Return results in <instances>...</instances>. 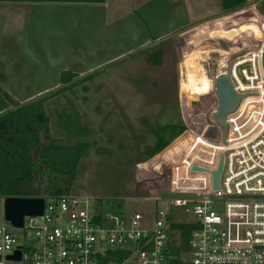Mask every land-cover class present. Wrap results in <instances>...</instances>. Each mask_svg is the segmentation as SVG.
<instances>
[{
    "label": "rangeland",
    "instance_id": "374dc122",
    "mask_svg": "<svg viewBox=\"0 0 264 264\" xmlns=\"http://www.w3.org/2000/svg\"><path fill=\"white\" fill-rule=\"evenodd\" d=\"M77 7L38 4L32 13L0 7L1 106L58 90L45 103L51 136L66 145L86 143L69 193L125 218L138 211L145 225L153 222L158 209L169 212L174 221L193 220L192 213L171 205L168 196L137 197L143 193L134 194L140 174L136 163L158 141L162 126L171 127L161 133L166 140L162 146L181 131L170 137L171 129L181 123L197 131L206 127L209 138L222 137L224 125L210 118L216 95L209 61L216 45L210 43L209 33L225 27L246 30L256 19L264 20V0H247L226 12L221 0H147L112 23L109 42L102 24L94 20V9ZM156 35L159 42L152 43ZM179 37L188 45L203 39L180 65ZM145 38L150 39L142 44ZM156 46L163 47L165 62L147 66L143 58L148 55L147 61L153 62L158 57H153ZM169 62L170 79L165 66ZM64 106L77 116L73 137L58 118L57 111ZM30 178L32 191L45 194V200L68 183L65 175L41 166ZM2 205L0 199L1 209ZM12 231L21 241L22 231ZM169 234L174 250H187L176 229H169ZM180 257L187 260L186 254Z\"/></svg>",
    "mask_w": 264,
    "mask_h": 264
},
{
    "label": "built area",
    "instance_id": "2783aa9c",
    "mask_svg": "<svg viewBox=\"0 0 264 264\" xmlns=\"http://www.w3.org/2000/svg\"><path fill=\"white\" fill-rule=\"evenodd\" d=\"M209 34L216 45L209 61L212 94L213 62L225 57L227 76L240 95L225 116V133L209 138L206 127L197 131L184 123L169 142L136 163L134 194L168 196L171 205L195 216L183 222L193 225L187 250L179 252L187 255L185 263L264 264V20L246 30L225 27ZM216 106L217 97L210 118ZM220 155L219 186L213 188L210 171ZM172 223L181 221L164 209L145 225L138 211L125 218L71 193L44 200L42 213L24 215L21 226L4 217L2 206L0 264H172L169 229L180 235ZM12 228L22 231L21 241ZM17 251L19 259L7 257Z\"/></svg>",
    "mask_w": 264,
    "mask_h": 264
},
{
    "label": "trees",
    "instance_id": "16d2710c",
    "mask_svg": "<svg viewBox=\"0 0 264 264\" xmlns=\"http://www.w3.org/2000/svg\"><path fill=\"white\" fill-rule=\"evenodd\" d=\"M24 0H0V2H18ZM33 2L58 1V2H101L103 0H27ZM247 0H221L223 11H233L245 4ZM157 35L152 39L155 40ZM156 41V40H155ZM153 57L159 56L161 49L153 47ZM156 54V55H155ZM71 83L72 81L69 80ZM76 80L71 84L74 85ZM58 92V90L56 91ZM48 92L39 96L14 103L8 108H3L0 104V198L6 196L36 197L45 194L33 192L31 184V172L37 166L45 170L65 175L68 183L65 187H58L51 197L69 194L71 183L73 182L77 166L85 149V141H78L71 145L55 142L50 133L49 115L45 107L48 99L55 93ZM61 124L66 129L68 136L73 137L77 131L76 115L68 106H64L57 111ZM170 126L160 127L157 138L158 141L143 152V157H147L158 151L164 142L161 133ZM183 129V125L175 124L171 129L170 137ZM42 138L44 143L41 145ZM172 228L180 231V237L186 242L192 224L172 223ZM172 264H187L174 248L171 253Z\"/></svg>",
    "mask_w": 264,
    "mask_h": 264
},
{
    "label": "water",
    "instance_id": "95a60500",
    "mask_svg": "<svg viewBox=\"0 0 264 264\" xmlns=\"http://www.w3.org/2000/svg\"><path fill=\"white\" fill-rule=\"evenodd\" d=\"M227 60L225 57H218L213 65L216 73L214 78V89L217 97V106L211 114V118L220 121L226 130V114L231 112L237 105L240 95L236 93L226 72ZM224 130V133H225ZM193 169H197L193 166ZM222 170V155L219 157L218 165L210 171L212 176V187L218 188L219 178ZM43 196L36 197H21V196H6L3 200L4 217L15 226L22 225L24 215L41 214L44 207ZM8 258H20V253L8 255Z\"/></svg>",
    "mask_w": 264,
    "mask_h": 264
},
{
    "label": "crops",
    "instance_id": "0c3cea01",
    "mask_svg": "<svg viewBox=\"0 0 264 264\" xmlns=\"http://www.w3.org/2000/svg\"><path fill=\"white\" fill-rule=\"evenodd\" d=\"M145 1L144 0H103L101 2H70V1L69 2L68 1L67 2H58V1L33 2V1L24 0L18 2H0V7L7 8V11L13 9L19 11V13H21L23 10H27L32 13L34 8L38 6V4H48V6L50 4L59 5V6H68V7L78 6L77 10H79L80 8H83L84 10L94 9V12L96 13V15L94 16V20H97L99 23L102 24L105 30L104 32L107 35L106 41L109 42L108 40L110 38L108 37H110L109 35L111 34L110 27L112 26V23L115 22L117 19L125 16L132 10L136 9L139 5L143 4ZM25 14L26 13H24L23 16ZM150 38H145L142 41V44L148 42ZM179 41H180L179 48H182L179 54L180 57L179 65L181 61L184 60V58L194 49L195 46H198V44L203 43V39H201L199 41H194V42L192 41L188 45L186 44V41L182 37H179ZM157 42H159V40L152 43H157Z\"/></svg>",
    "mask_w": 264,
    "mask_h": 264
},
{
    "label": "flooded vegetation",
    "instance_id": "af4514ba",
    "mask_svg": "<svg viewBox=\"0 0 264 264\" xmlns=\"http://www.w3.org/2000/svg\"><path fill=\"white\" fill-rule=\"evenodd\" d=\"M158 46V45H157ZM156 46V48L158 49L159 47H157ZM159 49H161V52L159 53V56L157 57V58H155V60H153V62H149V61H147V59L146 58H148V60H149V57H148V55H147V57L146 58H143L144 59V61L147 63V66H153V67H157V66H160L161 65V63H163V62H165V61H163V53H164V50H163V47H160ZM152 59V58H151ZM150 59V60H151ZM166 67H167V77H169V79H170V77H172V73H173V69H172V63L170 64V62L169 63H167L166 65H165ZM174 77V76H173ZM169 79L167 80V82L169 81ZM164 81V80H163ZM170 82V81H169ZM165 84H168V83H165Z\"/></svg>",
    "mask_w": 264,
    "mask_h": 264
}]
</instances>
